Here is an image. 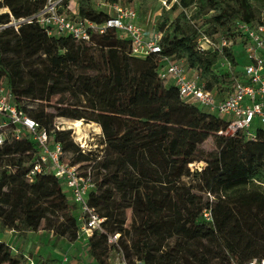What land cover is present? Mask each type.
I'll return each instance as SVG.
<instances>
[{
    "label": "trees",
    "instance_id": "obj_1",
    "mask_svg": "<svg viewBox=\"0 0 264 264\" xmlns=\"http://www.w3.org/2000/svg\"><path fill=\"white\" fill-rule=\"evenodd\" d=\"M91 1L76 0L74 16L102 22L109 12ZM178 2L183 10L193 4L191 16L181 11L164 19L160 53L142 58L131 55L129 39L114 29L78 42L49 35L35 20L10 25L39 12L45 0L0 1V9L8 8L0 12V87L61 144L65 161L90 174L94 185L87 203L103 221L86 245L97 264H112L114 248L127 264H243L264 258V128H256L253 140L241 132L220 133L227 128L224 117L184 101L159 75L161 58L170 57L194 71L217 98L229 94L241 73L233 47L200 50L197 38L218 34L239 43L237 23H264V0ZM222 57L232 69L220 64ZM25 101L36 107L28 109ZM57 117L96 124L99 146L91 141L82 150L68 130L56 128ZM208 138L213 150L201 146ZM38 150L30 138L15 139L7 130L0 145V226L17 234L44 230L74 242L81 222L61 181L53 174L26 176ZM191 177L198 178L195 184L176 187ZM127 210L133 213L129 227ZM149 238L157 250L149 249ZM11 249L0 240V264H26L23 252Z\"/></svg>",
    "mask_w": 264,
    "mask_h": 264
},
{
    "label": "built area",
    "instance_id": "obj_2",
    "mask_svg": "<svg viewBox=\"0 0 264 264\" xmlns=\"http://www.w3.org/2000/svg\"><path fill=\"white\" fill-rule=\"evenodd\" d=\"M2 1V0H0ZM165 10H169L178 0H159ZM64 6L71 10L67 0H45L42 9L27 19L12 20L10 25L17 26L20 21L35 20L46 28L49 35H69L75 41L88 42L92 34H103L108 29H114L118 34H124L130 41V53L135 57H146L150 54L160 53L161 33L146 34L138 23L137 13L131 6L113 2L109 8L111 12L102 22L74 16L76 11L71 10V16L63 11ZM5 26H0L3 28ZM237 38L240 39L245 51L247 63L243 66L239 77L235 78L232 90L222 98H217L213 91L204 88L196 73L189 76L180 62L170 57H162L159 75L167 82L175 85L179 97L186 102L197 104L207 111L216 113L227 120V128L223 132L233 135L241 132L246 139L255 138L257 127L264 128V23L256 24L237 23ZM232 42L221 38L216 45L214 40L202 35L198 39L200 50L217 49L220 53L223 46ZM220 63L224 68L232 69L229 62L222 57ZM0 114L4 120L0 123V145L3 144L7 130L18 139L22 135L38 144L39 150L33 156L27 178L40 173L53 174L61 181L63 190L69 195L71 202L77 206L78 219L81 222L78 238L87 242L94 231H102V218L94 208L87 203L88 193L93 188L90 174L83 176L78 165H71L64 159V151L60 143L49 138L45 128L27 116L21 109L12 103L10 93L0 87ZM82 150L89 149L86 140L76 142ZM209 217V213H204ZM118 235L109 237V242H115ZM26 258V256H25ZM67 261L64 255L61 261ZM26 264H36L28 258ZM135 264H143L136 261ZM243 264H264V258L252 259Z\"/></svg>",
    "mask_w": 264,
    "mask_h": 264
},
{
    "label": "rangeland",
    "instance_id": "obj_3",
    "mask_svg": "<svg viewBox=\"0 0 264 264\" xmlns=\"http://www.w3.org/2000/svg\"><path fill=\"white\" fill-rule=\"evenodd\" d=\"M116 2H119L120 4L123 5L131 6L135 9L137 13L138 23L142 26V28L145 30L146 34L148 35L158 33L159 25L164 19L171 20L181 11H184L188 14V16H191L194 10L193 4L189 5L183 10L181 5L176 3L169 10H165L162 8L159 0H117ZM5 3L6 5L11 4V2L9 1H6ZM91 3L95 9L105 10L110 13L111 9L109 8V6L113 2H110L109 0H92ZM67 4L70 5L72 11L76 10L77 8L76 0H67ZM67 7L68 6H64L63 11L69 16H71L72 14L71 10L68 9ZM7 9H8L7 7H4L0 9V12H4ZM262 18H264V11H262ZM192 22L194 21L192 20ZM195 22L197 26H200L202 23L200 19L196 20ZM118 37L126 38L124 34H118ZM211 38L214 40L216 45L219 44L220 37L218 34H215ZM197 39H199V37ZM231 47H233L232 48L233 53L239 62L237 67L238 69L242 70L243 69L242 63L245 61L243 60V57H245L246 55L244 48L242 45L239 46V43H236L235 41H232ZM220 66L221 65L218 63L217 68L220 69L221 68ZM185 69L189 76L195 74L194 71L189 70L187 68ZM56 99L57 96L52 99L51 104H54ZM25 105L27 106L28 109L36 107V103L30 101H25ZM46 110H52V109L50 107H46ZM80 121L82 122V124L80 126L79 131L73 127L72 125V123L74 122L73 120L64 117L55 118L54 125L58 130H68L70 132V137H72L73 142H79V141L81 142L82 140H86L88 144H90L92 141L96 143V146H99L101 140L100 128L94 123L91 122L86 123L82 120ZM201 146L204 150H213L215 147L211 138H208ZM69 154L70 153L66 154L65 157H68ZM191 166L192 168H194L193 165ZM195 166L201 167L202 163L199 162ZM197 179H198L197 177H191V180L188 178H183L181 181L179 180L176 187H179L181 182H184L186 184L189 183L195 184L197 182ZM74 214L78 215L79 214L78 210H75ZM132 215L133 213L131 210L126 211L127 227H129L130 225ZM1 232L4 233L3 228H1L0 226V233ZM13 233L15 234L16 237L9 243V245L12 248L11 250L13 253L18 251V254H20V252H23V254L26 256V261H28V258L32 260L33 258H35L38 264H61L63 256L66 255L65 252L68 253L67 248L66 249L64 247L60 248V245H58L57 243L58 239H54L55 241H53L51 238L46 239V237H37L32 239L29 236H25V234H17L16 232ZM75 241L78 242V246L76 245L73 246L75 252L74 254H72V256L69 255L70 258L68 260L70 262L66 261L63 262L62 264H97L88 254L87 245L84 246L82 244V241L79 239H76ZM147 243L149 249L154 251L158 249V246L156 245L155 241L152 240L151 238L148 239ZM109 260L112 264H127L126 260L124 259L121 252L117 248H114L109 252Z\"/></svg>",
    "mask_w": 264,
    "mask_h": 264
},
{
    "label": "crops",
    "instance_id": "obj_4",
    "mask_svg": "<svg viewBox=\"0 0 264 264\" xmlns=\"http://www.w3.org/2000/svg\"><path fill=\"white\" fill-rule=\"evenodd\" d=\"M3 231H4V233L3 232H1L0 233V240H2V241H4V242H6V243H10L13 239H15V234L13 233L14 231H12V230H8V229H3ZM25 236H29L30 238H32V239H34V238H37V237H46V239H49V238H51L53 241H55L54 239H56L53 235H52V233L51 232H47V231H44V230H39V231H32V232H28V233H26L25 234ZM79 240H81L82 241V239L81 238H78ZM51 240V241H52ZM54 243V242H53ZM58 245H60V248H67V252L68 253H66L65 252V254H66V256H67V254H68V256H67V261H69L68 259L70 258V256L69 255H71L72 256V254H74V252H75V249H74V245H76V246H78V242H76V241H74V244H73V242H68L67 240H65V239H63V238H60V239H58ZM82 244L84 245V246H86V242H83L82 241ZM77 248V247H76ZM82 248H84V247H82ZM27 249V248H26ZM33 260H34V262L36 263V264H38V262H37V260H35V258H33ZM44 261H46V260H44ZM70 262V261H69Z\"/></svg>",
    "mask_w": 264,
    "mask_h": 264
},
{
    "label": "bare ground",
    "instance_id": "obj_5",
    "mask_svg": "<svg viewBox=\"0 0 264 264\" xmlns=\"http://www.w3.org/2000/svg\"><path fill=\"white\" fill-rule=\"evenodd\" d=\"M82 122L80 120H76L72 123L73 127L76 128L78 131L80 130ZM67 127V126H66Z\"/></svg>",
    "mask_w": 264,
    "mask_h": 264
}]
</instances>
